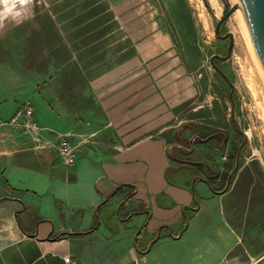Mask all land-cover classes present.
<instances>
[{
    "label": "crops",
    "instance_id": "1",
    "mask_svg": "<svg viewBox=\"0 0 264 264\" xmlns=\"http://www.w3.org/2000/svg\"><path fill=\"white\" fill-rule=\"evenodd\" d=\"M142 64L69 62L48 81L0 65V120L29 104L39 126H0V264H264L215 189L232 174L171 159L167 104Z\"/></svg>",
    "mask_w": 264,
    "mask_h": 264
},
{
    "label": "rangeland",
    "instance_id": "2",
    "mask_svg": "<svg viewBox=\"0 0 264 264\" xmlns=\"http://www.w3.org/2000/svg\"><path fill=\"white\" fill-rule=\"evenodd\" d=\"M216 3L28 0L0 28V65L48 81L69 62L136 57L167 104L171 159L211 179L232 174L215 187L233 198L225 217L246 223L244 242L264 249V79L236 12L219 26L231 34L227 56L229 38L215 29L233 1Z\"/></svg>",
    "mask_w": 264,
    "mask_h": 264
},
{
    "label": "water",
    "instance_id": "3",
    "mask_svg": "<svg viewBox=\"0 0 264 264\" xmlns=\"http://www.w3.org/2000/svg\"><path fill=\"white\" fill-rule=\"evenodd\" d=\"M232 1H233V5L226 11V13L217 23V26L215 29L217 38H220V39H223L225 37L229 38V45H228V52H227V56H228L230 54V50L232 47L231 34L227 33L225 36L221 37L218 35V31H219L220 24L226 19H228L230 15H232L233 13L237 11L239 18L243 24V27L247 33V36L250 40L254 55L264 75V0H232ZM214 57H218V56H213L211 58L212 66L222 76V78L226 82H228V84L232 87L231 83L229 82L225 74L220 69H218V67L213 63ZM232 90H233V87H232ZM230 97H231V93H230ZM231 114H232V111H231ZM240 148L241 146L239 147V149Z\"/></svg>",
    "mask_w": 264,
    "mask_h": 264
},
{
    "label": "built area",
    "instance_id": "4",
    "mask_svg": "<svg viewBox=\"0 0 264 264\" xmlns=\"http://www.w3.org/2000/svg\"><path fill=\"white\" fill-rule=\"evenodd\" d=\"M0 126H9L33 137L39 131V126L34 120L33 108L29 104H24L8 121L0 120ZM56 150L64 165L72 166L75 163L76 148L70 145L65 136H59Z\"/></svg>",
    "mask_w": 264,
    "mask_h": 264
},
{
    "label": "clouds",
    "instance_id": "5",
    "mask_svg": "<svg viewBox=\"0 0 264 264\" xmlns=\"http://www.w3.org/2000/svg\"><path fill=\"white\" fill-rule=\"evenodd\" d=\"M27 3L28 0H0V28L3 27V22L8 17L15 19L21 16L19 8H23Z\"/></svg>",
    "mask_w": 264,
    "mask_h": 264
},
{
    "label": "bare ground",
    "instance_id": "6",
    "mask_svg": "<svg viewBox=\"0 0 264 264\" xmlns=\"http://www.w3.org/2000/svg\"><path fill=\"white\" fill-rule=\"evenodd\" d=\"M211 1H212V3L216 6V4H217V3H216V0H211ZM236 14H238L237 11H236ZM238 16H239V15H238ZM239 19H240V18H239ZM241 23H242V22H241ZM240 26H241V25H240ZM242 26H243V24H242ZM242 29H244V27H242ZM244 32L246 33L245 29H244ZM245 33H244V34H245ZM245 36H246V35H245ZM246 37H248V36H246ZM248 39H249V38H248ZM249 42H250V41H249ZM248 45H249V44H248ZM250 45H251V43H250ZM250 45H249V50H250L251 53H252L253 51H252V48H251ZM251 53H250V54H251ZM251 55H253L252 57H254V59H255V61H256L257 59L255 58L254 54L252 53ZM254 59H253V60H254ZM256 63H257V61H256ZM257 66H259V63L257 64ZM257 68H258V67H257ZM259 68H260V66H259ZM259 70L261 71V73H260V72H259V73L262 74V77H263V79H264V75H263V73H262L261 68H260ZM263 81H264V80H263Z\"/></svg>",
    "mask_w": 264,
    "mask_h": 264
}]
</instances>
